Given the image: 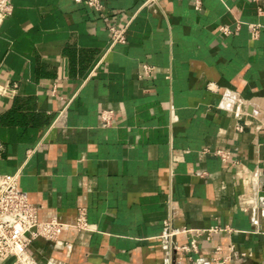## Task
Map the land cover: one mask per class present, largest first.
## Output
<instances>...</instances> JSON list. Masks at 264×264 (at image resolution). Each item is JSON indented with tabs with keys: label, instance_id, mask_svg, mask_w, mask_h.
I'll return each mask as SVG.
<instances>
[{
	"label": "crops",
	"instance_id": "obj_1",
	"mask_svg": "<svg viewBox=\"0 0 264 264\" xmlns=\"http://www.w3.org/2000/svg\"><path fill=\"white\" fill-rule=\"evenodd\" d=\"M102 1L96 11L11 0L0 24V83L17 86L0 96V175L17 174L40 221L69 225L54 244L34 242L32 256L177 264L160 237L170 220L230 230L198 238L178 264L208 261L216 246L226 264H264V0H200L199 10L188 0ZM112 24L126 26L123 44H110ZM142 63L155 68L148 78ZM79 208L83 231L71 227Z\"/></svg>",
	"mask_w": 264,
	"mask_h": 264
},
{
	"label": "built area",
	"instance_id": "obj_2",
	"mask_svg": "<svg viewBox=\"0 0 264 264\" xmlns=\"http://www.w3.org/2000/svg\"><path fill=\"white\" fill-rule=\"evenodd\" d=\"M78 4L99 11L103 8L102 0H71ZM158 0H143V6H152ZM195 10H199L201 6L200 0H188ZM12 12L11 0H0V24ZM252 36L256 37L257 28L251 26ZM126 26L109 25L107 28L109 41L111 45L123 44L125 37ZM220 31L228 33L227 27H221ZM155 68L147 63H142L140 66L139 77L148 78L152 75ZM16 84L0 83V96L12 98L16 94ZM55 89L51 90L54 94ZM112 111L100 110V120L104 125L112 124ZM221 161L229 158V152L216 150L213 152ZM251 183L257 186L258 179L252 178ZM261 192H259L260 194ZM258 194V196H259ZM263 196V195H262ZM260 195L258 200L262 198ZM257 202V199L255 200ZM255 202V204H256ZM68 224L62 223L55 218L47 221L38 219V208L29 202L26 194L18 187L17 174L0 175V264H40L31 254L30 248L32 244L38 240L47 243H56L61 230L68 227ZM71 227L76 230L83 231L87 229L86 212L83 208L77 210V215L74 224ZM230 231L227 228L212 226L204 229H187L175 228L170 220L163 222V232L161 240L167 245L170 251L179 253L176 258L177 264L181 261V255L188 254V259L191 260V255L198 252V238L209 240L212 234L217 232ZM189 233L190 236L184 244H178L175 241L177 235ZM212 256L208 261H197L195 264H226L231 260L230 256H223L219 246L213 248ZM245 254H241L243 258ZM175 260V259H174ZM50 264V263H47Z\"/></svg>",
	"mask_w": 264,
	"mask_h": 264
},
{
	"label": "water",
	"instance_id": "obj_3",
	"mask_svg": "<svg viewBox=\"0 0 264 264\" xmlns=\"http://www.w3.org/2000/svg\"><path fill=\"white\" fill-rule=\"evenodd\" d=\"M261 194H259V196H260Z\"/></svg>",
	"mask_w": 264,
	"mask_h": 264
}]
</instances>
